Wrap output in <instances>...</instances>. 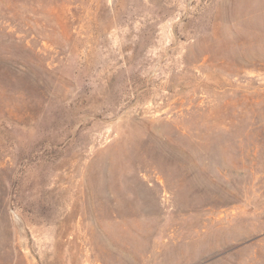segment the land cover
Listing matches in <instances>:
<instances>
[{
  "label": "rangeland",
  "instance_id": "1",
  "mask_svg": "<svg viewBox=\"0 0 264 264\" xmlns=\"http://www.w3.org/2000/svg\"><path fill=\"white\" fill-rule=\"evenodd\" d=\"M0 264H264V0H0Z\"/></svg>",
  "mask_w": 264,
  "mask_h": 264
}]
</instances>
